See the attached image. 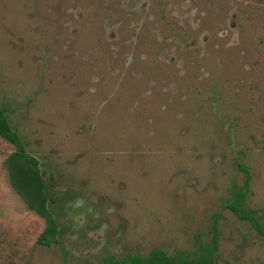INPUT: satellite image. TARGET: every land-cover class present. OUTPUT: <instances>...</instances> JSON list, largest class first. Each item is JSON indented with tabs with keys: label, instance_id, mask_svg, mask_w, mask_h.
Listing matches in <instances>:
<instances>
[{
	"label": "rangeland",
	"instance_id": "obj_1",
	"mask_svg": "<svg viewBox=\"0 0 264 264\" xmlns=\"http://www.w3.org/2000/svg\"><path fill=\"white\" fill-rule=\"evenodd\" d=\"M0 105L39 160L63 228L8 181L0 227L33 264L194 252L217 221L219 264H264V0H0Z\"/></svg>",
	"mask_w": 264,
	"mask_h": 264
},
{
	"label": "trees",
	"instance_id": "obj_2",
	"mask_svg": "<svg viewBox=\"0 0 264 264\" xmlns=\"http://www.w3.org/2000/svg\"><path fill=\"white\" fill-rule=\"evenodd\" d=\"M0 141L14 148L3 162L10 185L13 186L12 188L22 199L28 211L44 222L43 230L36 238L35 244L48 247L54 244L60 245L63 229L52 208L55 199L51 195L50 187L39 168L38 160L27 153L18 130L13 127L6 110L1 105ZM245 173L244 189L235 193L228 208L240 219L249 221L251 227L264 237V227L259 218L244 207L250 179L249 173L247 171ZM2 228L0 227V264H33L34 248H29V243L21 240L19 235ZM219 236V226L215 221L210 242L208 244L199 242L194 252L181 251L171 257L158 248L147 256L130 254L120 259L108 257L106 264H219L216 257L219 250Z\"/></svg>",
	"mask_w": 264,
	"mask_h": 264
},
{
	"label": "flooded vegetation",
	"instance_id": "obj_3",
	"mask_svg": "<svg viewBox=\"0 0 264 264\" xmlns=\"http://www.w3.org/2000/svg\"><path fill=\"white\" fill-rule=\"evenodd\" d=\"M25 148V147H24ZM27 153H28V151H27ZM30 154V153H29ZM31 155V154H30ZM31 156H33V155H31ZM33 157H35V156H33ZM36 158V157H35ZM37 159V158H36ZM38 160V159H37ZM38 162H39V160H38ZM39 168H40V164H39ZM239 168H240V170H242V171H244V174H245V179H246V173H245V171H247L248 173H249V171L246 169V168H244V167H241V166H239ZM41 170V169H40ZM42 171V170H41ZM249 176H250V173H249ZM250 179H251V176H250ZM250 179H249V183H250ZM244 186H245V183H244ZM244 189V188H243ZM242 220V219H241ZM60 225V224H59ZM62 228V227H61ZM63 229V228H62ZM54 245H56V244H54ZM57 245H59V244H57ZM61 245V244H60ZM45 247H48V246H45ZM158 249V248H157ZM161 249V248H160ZM163 250V249H162ZM166 252V251H165ZM130 255V254H129ZM127 256V255H126ZM125 256V257H126ZM110 257H112V256H110ZM113 258V257H112ZM123 258V257H122ZM114 259H120V258H114Z\"/></svg>",
	"mask_w": 264,
	"mask_h": 264
}]
</instances>
